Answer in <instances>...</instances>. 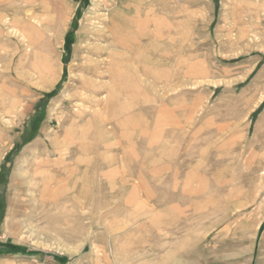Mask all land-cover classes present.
Masks as SVG:
<instances>
[{
  "label": "rangeland",
  "instance_id": "obj_1",
  "mask_svg": "<svg viewBox=\"0 0 264 264\" xmlns=\"http://www.w3.org/2000/svg\"><path fill=\"white\" fill-rule=\"evenodd\" d=\"M0 264H264V0H0Z\"/></svg>",
  "mask_w": 264,
  "mask_h": 264
},
{
  "label": "bare ground",
  "instance_id": "obj_2",
  "mask_svg": "<svg viewBox=\"0 0 264 264\" xmlns=\"http://www.w3.org/2000/svg\"><path fill=\"white\" fill-rule=\"evenodd\" d=\"M31 16V15H30ZM118 16H119V14H118ZM108 17V16H107ZM108 19V18H107ZM110 19V18H109ZM126 19V21H127V18H125ZM131 20V19H130ZM110 21V20H109ZM114 23V22H113ZM141 24V22H139V23H137V25H140ZM115 24H113V26H114ZM115 28V27H114ZM110 30V29H109ZM111 31V30H110ZM112 31H113V28H112ZM107 32V31H106ZM111 33V32H110ZM109 33V34H110ZM113 33V32H112ZM117 33V32H116ZM89 65H90V62H89ZM86 66V65H85Z\"/></svg>",
  "mask_w": 264,
  "mask_h": 264
}]
</instances>
